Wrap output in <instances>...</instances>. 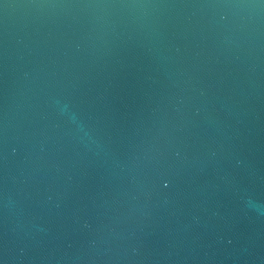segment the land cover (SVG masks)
<instances>
[{
  "label": "water",
  "instance_id": "1",
  "mask_svg": "<svg viewBox=\"0 0 264 264\" xmlns=\"http://www.w3.org/2000/svg\"><path fill=\"white\" fill-rule=\"evenodd\" d=\"M0 264H264V0H0Z\"/></svg>",
  "mask_w": 264,
  "mask_h": 264
}]
</instances>
